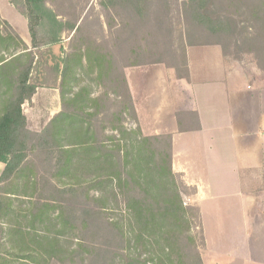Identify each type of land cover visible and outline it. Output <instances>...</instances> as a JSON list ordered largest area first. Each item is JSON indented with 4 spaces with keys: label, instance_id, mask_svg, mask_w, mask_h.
I'll return each mask as SVG.
<instances>
[{
    "label": "trees",
    "instance_id": "trees-1",
    "mask_svg": "<svg viewBox=\"0 0 264 264\" xmlns=\"http://www.w3.org/2000/svg\"><path fill=\"white\" fill-rule=\"evenodd\" d=\"M171 1L100 0L103 38L48 0H11L31 47L0 16V264H204L200 208L184 202L197 188L173 168L172 133L142 132L125 68L164 64L188 80V46L227 58L234 38V59L253 53L264 70V0H173L187 22L177 39ZM65 32L62 111L32 131L23 105L38 89L36 52ZM176 119L180 132L201 128L197 111Z\"/></svg>",
    "mask_w": 264,
    "mask_h": 264
},
{
    "label": "crops",
    "instance_id": "crops-1",
    "mask_svg": "<svg viewBox=\"0 0 264 264\" xmlns=\"http://www.w3.org/2000/svg\"><path fill=\"white\" fill-rule=\"evenodd\" d=\"M187 56L188 80L179 78L174 68L164 64L125 68L137 123L145 135L172 133L173 168L184 174L188 185L196 186L194 200L199 205L211 199L214 190L208 181L191 175L192 155L188 148L177 150L176 143L197 133L201 134L202 140L210 134L211 142L204 143L210 151L212 147L216 149L219 146L215 140L229 134L234 141L231 145L234 170L238 167L235 192L244 203L243 213L249 215L258 198L253 194L255 183L262 188L264 181V85L248 75L238 62L228 61L219 45L188 46ZM56 89L60 105L52 117L62 111L60 79ZM35 98L33 96L31 101L34 102ZM180 111H197L201 128L180 132L176 119V113ZM137 123L131 122V126ZM221 155L217 157L221 159ZM5 166L6 163L0 161V176ZM241 171L249 173L245 185L240 177ZM253 252V249H247L238 257L246 264L254 260Z\"/></svg>",
    "mask_w": 264,
    "mask_h": 264
},
{
    "label": "rangeland",
    "instance_id": "rangeland-1",
    "mask_svg": "<svg viewBox=\"0 0 264 264\" xmlns=\"http://www.w3.org/2000/svg\"><path fill=\"white\" fill-rule=\"evenodd\" d=\"M48 1L49 5L57 10L63 19L79 17V22H81L82 19L88 17L92 21L93 28L96 29L95 36L100 37L102 35L103 38L110 36L105 23V11L100 5V0ZM163 13H165L164 10ZM0 16L8 20L31 47L28 20L11 0H0ZM165 17L170 21L175 39L186 31L187 22L179 6L175 5L173 0L171 1V14ZM100 22L104 27L102 30L100 29ZM73 34L65 32L60 43L45 46L36 52V59L41 60L38 68L32 72V77L38 85L34 95L36 98L34 102L30 100L23 105L24 112L28 117V127L30 126L32 131H40L52 118L51 115L59 109V92L56 88L59 84L60 75L55 66H59L61 69L62 60L73 51L69 46ZM209 40L211 41V39ZM224 41L232 47L233 51L227 60L238 62L248 75L250 74L259 84L264 85V70L258 66L255 55L249 53L244 54L240 59H234V38H227ZM76 72L78 77L85 78V70L79 68ZM96 92H98L97 88ZM228 135L223 134V139L215 140L219 146L216 149L212 147L210 151L204 146L206 141L211 142L210 134L203 140L201 134L197 133L177 141V150L180 147H185L189 149V153L192 155L189 167L191 175L199 176V178L208 181L214 190V193L211 194L213 197L202 201L200 205L194 200V195L197 192L184 195V202L200 208L201 223L195 227L194 233L198 236V240L202 236L204 239V244L200 246L204 264H245L242 263L238 254L245 253L247 249L249 251L254 250L255 258L246 264H264V181L262 188H259L258 183H255L256 188L253 190V194L258 198L251 214L243 213L244 203L235 192L238 167L234 170L233 149L231 151V145L234 144V141ZM220 154H222L221 159L217 157ZM239 173L243 184H247L245 179L249 173L244 171ZM182 175L185 181L184 174L182 173ZM234 255H237L235 262Z\"/></svg>",
    "mask_w": 264,
    "mask_h": 264
}]
</instances>
